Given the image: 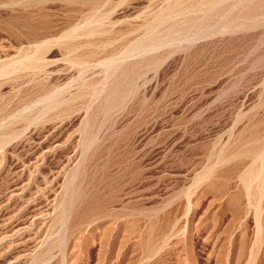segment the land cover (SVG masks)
<instances>
[{
	"label": "rangeland",
	"instance_id": "obj_1",
	"mask_svg": "<svg viewBox=\"0 0 264 264\" xmlns=\"http://www.w3.org/2000/svg\"><path fill=\"white\" fill-rule=\"evenodd\" d=\"M0 264H264V0H0Z\"/></svg>",
	"mask_w": 264,
	"mask_h": 264
}]
</instances>
